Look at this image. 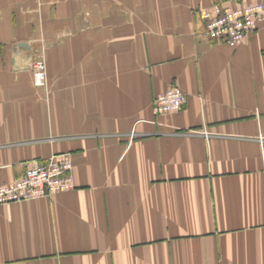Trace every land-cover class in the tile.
<instances>
[{
    "label": "crops",
    "instance_id": "1",
    "mask_svg": "<svg viewBox=\"0 0 264 264\" xmlns=\"http://www.w3.org/2000/svg\"><path fill=\"white\" fill-rule=\"evenodd\" d=\"M258 2L0 0V186L59 153L74 180L0 205V264H264V26L230 47L200 15Z\"/></svg>",
    "mask_w": 264,
    "mask_h": 264
},
{
    "label": "built area",
    "instance_id": "2",
    "mask_svg": "<svg viewBox=\"0 0 264 264\" xmlns=\"http://www.w3.org/2000/svg\"><path fill=\"white\" fill-rule=\"evenodd\" d=\"M200 15L203 37L234 47L264 26V2L236 7L216 3L201 9ZM32 80L35 87L41 88L46 84V66L41 57L32 64ZM185 103L186 95L177 87H171L155 98L152 112L155 117L174 114ZM23 168L24 171L17 180L0 186V205L50 199L60 192L74 189L72 160L67 153L54 154L42 161L26 162Z\"/></svg>",
    "mask_w": 264,
    "mask_h": 264
},
{
    "label": "water",
    "instance_id": "3",
    "mask_svg": "<svg viewBox=\"0 0 264 264\" xmlns=\"http://www.w3.org/2000/svg\"><path fill=\"white\" fill-rule=\"evenodd\" d=\"M18 48L20 49V48H27V45L26 44H19L18 45Z\"/></svg>",
    "mask_w": 264,
    "mask_h": 264
}]
</instances>
